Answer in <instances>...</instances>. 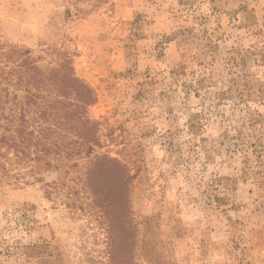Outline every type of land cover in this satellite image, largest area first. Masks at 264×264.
I'll return each instance as SVG.
<instances>
[{
  "label": "rangeland",
  "instance_id": "1",
  "mask_svg": "<svg viewBox=\"0 0 264 264\" xmlns=\"http://www.w3.org/2000/svg\"><path fill=\"white\" fill-rule=\"evenodd\" d=\"M10 50L93 91V189L123 215L86 159L51 194L0 169V264H264V0H0Z\"/></svg>",
  "mask_w": 264,
  "mask_h": 264
},
{
  "label": "trees",
  "instance_id": "2",
  "mask_svg": "<svg viewBox=\"0 0 264 264\" xmlns=\"http://www.w3.org/2000/svg\"><path fill=\"white\" fill-rule=\"evenodd\" d=\"M0 169L27 167L59 174L58 181L46 184L49 193L67 187L75 179L70 175L82 159L88 161L89 176L84 190L92 192L101 218L113 222L123 215V198L118 188L105 192L93 189L95 176L102 167L97 123L89 116L94 102L93 91L79 79L70 61L43 70L38 60L27 53L10 50L0 54ZM13 88V90H12ZM108 164L119 165L110 158ZM70 177V178H69ZM16 181L17 178H15ZM63 190V189H62ZM77 194V192H76ZM101 197V198H100ZM39 247L33 248V250ZM112 253V252H111ZM114 264H126L124 254L112 257Z\"/></svg>",
  "mask_w": 264,
  "mask_h": 264
}]
</instances>
